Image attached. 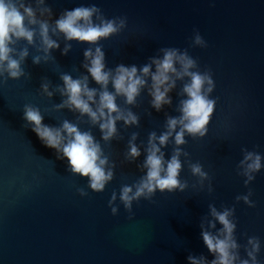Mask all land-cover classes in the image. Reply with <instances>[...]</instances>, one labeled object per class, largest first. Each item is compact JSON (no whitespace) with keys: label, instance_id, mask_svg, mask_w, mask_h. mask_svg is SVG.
<instances>
[{"label":"water","instance_id":"1","mask_svg":"<svg viewBox=\"0 0 264 264\" xmlns=\"http://www.w3.org/2000/svg\"><path fill=\"white\" fill-rule=\"evenodd\" d=\"M91 3L108 18H128L126 29L99 42L108 67L142 65L160 48L177 47L188 50L200 71L211 70L216 84L211 97L217 103L209 131L203 138L187 136L182 147L188 160L201 163L209 173L213 191L208 192L207 181L199 188L185 162L181 179L189 186L183 192L157 191L151 200L141 198L133 203L131 218L117 200L119 211L113 215L108 205L112 192L119 194L122 185L134 184L143 175L137 167L143 155L135 162L124 157L128 139L137 132V144H146L150 132L163 131L166 113L178 115L182 83L171 93L172 106L160 112L151 107L146 91L138 106H126L140 116V125L125 128L120 122L122 139L107 144L101 140L115 162V174L103 192H95L23 120L24 105L32 104L41 108L45 123L59 125L69 119L101 139L99 128L86 117L77 121V114L55 110L63 99L59 93L48 98L39 91L44 78L55 86L62 84L61 73L74 78L85 73L83 52L89 45L73 41L63 55L61 40L53 61L34 64L36 49L20 41L18 49L29 48L23 64L29 75L0 81V264H189V254L211 260L200 236L210 203L218 209L235 205L238 242L259 237L258 259L264 264V169L245 186L237 167L244 148L264 154V0H48L54 18ZM194 30L207 47L192 45ZM90 87L99 86L90 79ZM118 103L123 105L122 98ZM172 147L164 149L166 156ZM80 188L86 196L79 194ZM249 188L255 207L235 199ZM241 255L246 256L243 248Z\"/></svg>","mask_w":264,"mask_h":264},{"label":"clouds","instance_id":"2","mask_svg":"<svg viewBox=\"0 0 264 264\" xmlns=\"http://www.w3.org/2000/svg\"><path fill=\"white\" fill-rule=\"evenodd\" d=\"M127 27V16L108 18L95 3L65 9L54 18L48 0H0V81L29 75L23 67L29 48L18 49L20 41L36 49L34 64L53 61L52 52L60 49L61 40L63 55L71 51L73 41L89 45L83 52L85 73L75 78L70 73H61L62 84L55 86L44 78L39 91L48 98L59 93L63 99L53 106L55 110L67 109L77 114V121L86 117L88 124L99 128L101 139L69 119L59 125L45 123L41 108L32 104L24 105L23 120L45 147L54 150L56 159L64 161L71 173L86 177L88 187L95 192H103L115 174V162L105 154L101 140L107 144L122 139L120 122L125 128L140 125V116L126 106H138V98L146 91L151 107L160 112L165 106H172L171 93L177 89L178 82L182 83L177 92L181 97L175 108L178 115L166 113L163 131L150 132L146 144L143 141L137 144V132L127 141L124 157L135 162L143 155V161L137 165L143 175L134 184L122 185L119 194L113 191L108 205L116 215L119 200L131 218L133 203L141 198L151 200L157 191L183 192L188 188V182L181 179L185 162L197 178L199 188L204 189L207 181L208 192L213 191L209 173L201 163L188 160L189 153L182 146L187 143V136L203 138L207 135L217 100L211 97L216 87L211 70L200 71L197 60L186 48L162 47L142 65L120 63L114 68L108 67L99 42ZM192 45L208 46L199 30H194ZM90 79L99 87H90ZM120 98L123 105L118 103ZM169 145L173 146L171 155L166 156L164 149ZM242 151L238 174L245 177L244 184L248 186L264 169V154L247 148ZM77 191L81 196L87 195L83 188ZM252 195L249 188L247 194L237 195L235 199L255 207ZM208 208V214L200 223V236L213 259L203 254H189V264H261L259 237L249 236L243 245L238 242L235 205L218 209L210 203ZM242 248L246 256L241 255Z\"/></svg>","mask_w":264,"mask_h":264}]
</instances>
